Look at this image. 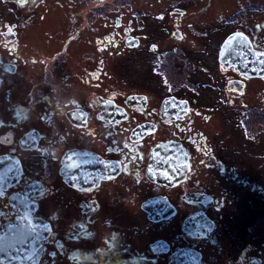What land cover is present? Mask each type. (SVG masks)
<instances>
[{
    "label": "flooded vegetation",
    "instance_id": "af4514ba",
    "mask_svg": "<svg viewBox=\"0 0 264 264\" xmlns=\"http://www.w3.org/2000/svg\"><path fill=\"white\" fill-rule=\"evenodd\" d=\"M109 1L0 0V264H264L258 23Z\"/></svg>",
    "mask_w": 264,
    "mask_h": 264
},
{
    "label": "rangeland",
    "instance_id": "374dc122",
    "mask_svg": "<svg viewBox=\"0 0 264 264\" xmlns=\"http://www.w3.org/2000/svg\"><path fill=\"white\" fill-rule=\"evenodd\" d=\"M109 2V6H111V8L106 6L104 13L101 12L105 15V20L109 19L112 21L115 19L113 18L115 15H120L122 12L127 13L126 15L129 17L132 12L131 4L133 2L141 3L144 5V8H149L150 5H147L149 2L155 4L154 7L152 6L154 10L153 17L166 12L163 6H158V0H110ZM187 9L186 13H189L188 16L196 11L199 13V15L194 16V18L196 17L197 19H200L199 23L207 26L206 29H208V31L205 34L209 36V38H224L229 29H237L239 27L248 28L250 26L254 27L257 23L259 25L258 29H250V31H253L256 35L258 33L257 31H260V33L264 35V0H194L193 4H190ZM138 15V19H135L136 24H140V26H142L144 22L147 32L151 33L155 29L161 30V28H165L167 25L166 21L158 20L157 18H151L149 21H143L145 19L140 17V12H138ZM108 16L109 18H107ZM89 18L91 24L92 17ZM237 18H242V21L237 23ZM231 21L234 23L231 24ZM89 28H92L91 25ZM260 142L261 146L259 147V150L264 151V132L260 134ZM253 147L256 149L257 146L254 145Z\"/></svg>",
    "mask_w": 264,
    "mask_h": 264
},
{
    "label": "water",
    "instance_id": "95a60500",
    "mask_svg": "<svg viewBox=\"0 0 264 264\" xmlns=\"http://www.w3.org/2000/svg\"><path fill=\"white\" fill-rule=\"evenodd\" d=\"M239 50L242 51V53H241L242 55L238 56L237 59L240 62L239 64L242 66H244L246 61H252L254 59V57L257 56L256 55L257 51L253 50L252 44H251L250 40L248 39V37L242 32H235V33L231 34L228 37V39L225 41V43L223 44V47L221 49L222 61H225L226 59L234 60L233 55H236V54L233 53L232 55H229L228 52L239 51ZM245 52H248V54H247L248 57H247V55H245ZM11 226L12 227H6L5 230L6 229H8L9 231H11L12 229L19 230L18 224H13ZM20 232L23 233L22 231H20Z\"/></svg>",
    "mask_w": 264,
    "mask_h": 264
}]
</instances>
